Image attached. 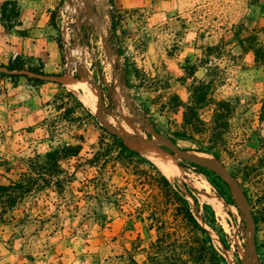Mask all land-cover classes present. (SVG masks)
<instances>
[{
	"label": "rangeland",
	"instance_id": "374dc122",
	"mask_svg": "<svg viewBox=\"0 0 264 264\" xmlns=\"http://www.w3.org/2000/svg\"><path fill=\"white\" fill-rule=\"evenodd\" d=\"M89 1L105 37L112 43L111 56L95 22L87 20L85 5L62 0L60 27L72 44L79 41L86 47V71L72 77L62 68V79L44 83L54 88L49 99L41 94L42 84L31 76H22L38 88V114L26 122L8 117L0 120V185L19 181L24 174L32 175V160L37 155L43 156L66 143L77 144L79 135L86 138L82 156H88L90 146L97 144L102 132L96 124L83 126L85 113L81 108L77 107L71 116L64 114L66 108L75 105L66 89L74 92L111 130L151 140L154 136L150 123L180 148L215 161L233 175L259 218L250 264H264V63L255 61L249 44L256 37L258 45L264 46V0H146V6L135 2L118 8L115 0ZM7 2L11 1L3 5ZM8 8L12 10L13 6ZM14 16L11 14V25L17 24ZM24 63L26 69L40 68L37 61ZM115 64H119V74L113 69ZM192 65L197 66L195 76L199 80L218 79L214 97L230 104L227 125L221 130L213 123L214 104L200 111L208 131L193 134L195 142L176 135L182 131V112L173 113L165 107L172 94L188 101L189 92L180 79L185 77L186 67ZM124 68L129 71L125 87L119 78ZM18 79L9 85H16ZM68 81L78 89H71ZM58 92L64 93V101H68L61 111L54 102ZM217 133L223 135L215 144L210 137ZM125 143L148 158L141 150L142 144ZM156 146L170 155L165 142L164 146ZM171 160L181 167L170 177L151 161L181 186L218 254L228 264H241L249 229L237 193L212 170L196 168L190 162L183 167V160L176 156ZM75 161H65L64 169L72 173ZM95 176L94 169H79L62 195L69 200V191H74L81 198L80 212L71 214L56 190L48 187L34 191L3 215L0 264H147V250L154 237L147 234L146 222L135 219L141 210L139 199L146 195L128 184L125 169L119 168L106 182V194L101 187L99 192L104 196L87 204L85 197L96 195L92 181ZM183 184L192 189L201 208L196 207ZM205 203L217 217L214 229L218 232L202 220ZM88 205L100 215V222L93 218L94 214L83 217ZM141 215L146 218V209ZM184 231L187 233V227Z\"/></svg>",
	"mask_w": 264,
	"mask_h": 264
},
{
	"label": "trees",
	"instance_id": "16d2710c",
	"mask_svg": "<svg viewBox=\"0 0 264 264\" xmlns=\"http://www.w3.org/2000/svg\"><path fill=\"white\" fill-rule=\"evenodd\" d=\"M8 5H12L13 9L10 10ZM11 14L17 17L18 8L16 3L7 2L3 5L2 21L8 29L13 26L9 23ZM249 44H251L250 50L254 52L255 61L261 64L264 63V46L258 45L256 37H252ZM256 45L257 47H255ZM110 46L112 48L111 41ZM244 48L246 50V47ZM24 64L22 58L17 57L8 66H0V76L12 77L13 79L31 76L30 79L39 85H43L48 81L50 75L42 71L41 65L40 68L26 69ZM114 68L119 74V64H115ZM185 71V77L180 80L189 92L188 101H183L178 94H172L165 107L173 113L182 112V131L177 132L176 135L195 142L192 137L193 134L208 131L207 124L201 118L200 111L205 106L214 104L213 123L216 129L221 130L227 125V114L230 112V104L225 100H217L214 97L217 78L199 80L195 76L197 71V66L195 65L186 67ZM128 75V69L124 68L119 76L120 83L124 87L128 84ZM167 88H170L169 83H167ZM64 91L75 102V105L65 109L64 114L71 116L75 113L77 107L81 108L85 113L83 126L87 128V125L96 124L102 134L97 144L90 146V152L86 153L88 156L81 155L86 138L83 135H79L76 137L79 142L77 144L66 143L54 148L43 156L37 155L32 160V175L24 174L19 181H13L10 185H0V219L22 203L28 195L34 193V191L41 192L48 187L56 190L57 194L60 195L59 198L64 200L71 214L80 212L81 198L75 195L74 191H69L71 199H66L65 195L62 197L64 191L74 181L75 173L79 169L84 168L96 171V176L92 179L96 195L85 197L87 204H93L96 198L104 196L102 192H99L101 187L104 188V194H106L108 191L105 189L108 186L106 182L113 178L119 168H124L128 175L126 182L131 184L136 191L146 195V198L139 199L141 207L138 209L141 210L135 219L146 222L145 229L147 234L152 235V238L154 237L150 241L147 250V264H204L206 261L211 264H228L226 259L218 254L208 232L198 221L190 201L181 190V186L174 184L149 158L142 155L139 151L131 149L120 137V134L111 130L97 116L93 115L91 109L84 106L73 94L74 92L66 89ZM64 100V93L58 92L55 95L54 102L58 103L57 110L61 111L68 105V101ZM222 135L223 133H217V135L210 138L215 144H218L222 140ZM173 142L176 143L175 141ZM73 160H76L72 165L74 171L70 173L64 169L63 163ZM186 162L182 161L180 164L185 167ZM193 166L204 169V167L196 164ZM216 175L219 179H222L218 174ZM225 184L227 183L225 182ZM183 187L187 194L193 198L196 207L201 208L199 200L192 189L187 184H183ZM91 206L88 205L85 208L86 212L83 217L89 218L94 214L93 218L100 222V215L97 212H92L93 207ZM144 209H146V218L141 215ZM202 209L204 210L202 215L203 222L216 231L214 226L217 217L211 206L205 203ZM253 214L257 225L259 218L254 212ZM101 219L103 218L101 217ZM185 227L188 229L187 233L184 231ZM152 232H154V235ZM188 232H190V235ZM201 235L203 238L200 237Z\"/></svg>",
	"mask_w": 264,
	"mask_h": 264
},
{
	"label": "crops",
	"instance_id": "0c3cea01",
	"mask_svg": "<svg viewBox=\"0 0 264 264\" xmlns=\"http://www.w3.org/2000/svg\"><path fill=\"white\" fill-rule=\"evenodd\" d=\"M4 1L16 3L17 24L8 29L2 21ZM62 0H0V66H8L17 57L37 61L49 79H62L63 51L60 43L67 40L60 27L63 23ZM146 0H115L117 8ZM37 87L20 77L16 85H8L0 96V120L3 117L26 122L37 117L35 103L40 99ZM47 99L54 95L49 82L40 90ZM46 91V94H43Z\"/></svg>",
	"mask_w": 264,
	"mask_h": 264
},
{
	"label": "water",
	"instance_id": "95a60500",
	"mask_svg": "<svg viewBox=\"0 0 264 264\" xmlns=\"http://www.w3.org/2000/svg\"><path fill=\"white\" fill-rule=\"evenodd\" d=\"M84 3H85V8H86L87 20L88 21L93 20L95 22L98 29L100 30V34L104 42L106 43L108 54L109 56H111L110 41L104 35V31L102 29V25L100 23L98 16L92 11L89 0H84ZM113 69L116 73H118L115 70L114 65H113ZM134 115L136 114L134 113ZM148 127L150 131L152 132L154 139L143 140V139H140L139 137L130 136L128 134H122V133H119V134H120V137L125 142H130V143H144L147 145H156L159 142H165L169 148V153L171 155H174L183 161H187V162H190V163H193V164H196V165L212 170L213 172L218 174L237 193L238 201L241 204V207L245 211V214L247 217L248 229H249L248 242L246 244L243 257L241 259V264H250V255L252 251H254L256 248V221L254 218V214H253L250 201L246 193L244 192L242 186L238 182V180L233 175H231L227 170L223 169L220 165H218L216 162H213L210 159H207L199 155H192L189 151L180 148L176 143L172 141L171 138L166 137L162 135L161 133H158L157 131H155L153 129V126L150 123H148Z\"/></svg>",
	"mask_w": 264,
	"mask_h": 264
},
{
	"label": "built area",
	"instance_id": "2783aa9c",
	"mask_svg": "<svg viewBox=\"0 0 264 264\" xmlns=\"http://www.w3.org/2000/svg\"><path fill=\"white\" fill-rule=\"evenodd\" d=\"M112 9V6H110ZM85 46L82 45L79 41H75L74 44L70 40H66L62 43L63 51V63L62 67L68 73V75L75 77L77 75H83V72L86 71L87 61L84 57L83 52L85 53ZM81 55L82 58L76 57ZM13 81L12 77H0V96L6 93L7 86Z\"/></svg>",
	"mask_w": 264,
	"mask_h": 264
},
{
	"label": "bare ground",
	"instance_id": "6f19581e",
	"mask_svg": "<svg viewBox=\"0 0 264 264\" xmlns=\"http://www.w3.org/2000/svg\"><path fill=\"white\" fill-rule=\"evenodd\" d=\"M75 1H78L80 3V5H85L84 0H75ZM67 83H68L69 87L71 89H73L74 91L78 89V85H76L75 83H73L71 81H68ZM130 144L131 145L142 144L143 146L141 147V150H143L146 153V155L148 156L149 159H151L152 161L156 162L159 165V167L161 168L162 172L166 176L170 177V176H173L174 174H177L179 172V169H180L181 166H178L176 164V162L171 160V158H173L175 156H173L171 154L170 155L167 154L166 150H164L161 147L156 146V145H160V144H162L164 146V142H159L156 145H147V144H144V143H130ZM190 153L192 155H196L193 152H190ZM213 162H215V161H213Z\"/></svg>",
	"mask_w": 264,
	"mask_h": 264
}]
</instances>
